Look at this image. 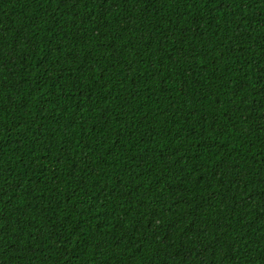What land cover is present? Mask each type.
Listing matches in <instances>:
<instances>
[{"label":"trees","instance_id":"trees-1","mask_svg":"<svg viewBox=\"0 0 264 264\" xmlns=\"http://www.w3.org/2000/svg\"><path fill=\"white\" fill-rule=\"evenodd\" d=\"M0 264H264V0H0Z\"/></svg>","mask_w":264,"mask_h":264}]
</instances>
